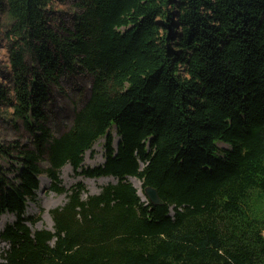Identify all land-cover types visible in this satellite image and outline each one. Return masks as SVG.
I'll return each instance as SVG.
<instances>
[{
	"label": "trees",
	"instance_id": "16d2710c",
	"mask_svg": "<svg viewBox=\"0 0 264 264\" xmlns=\"http://www.w3.org/2000/svg\"><path fill=\"white\" fill-rule=\"evenodd\" d=\"M53 1L0 0L11 24L0 105L31 137L0 143L14 172L0 165V221L16 218L0 232L4 264H264V0H76L71 29L53 25ZM81 74L89 100L55 137L52 91ZM101 139L105 163L85 168ZM68 165L116 183L66 189ZM43 175L67 196L53 231L28 215Z\"/></svg>",
	"mask_w": 264,
	"mask_h": 264
},
{
	"label": "rangeland",
	"instance_id": "374dc122",
	"mask_svg": "<svg viewBox=\"0 0 264 264\" xmlns=\"http://www.w3.org/2000/svg\"><path fill=\"white\" fill-rule=\"evenodd\" d=\"M76 2V0L53 1V5L51 6V18L54 26L62 25L69 29L73 27L74 16L77 13ZM10 32V21L7 15L0 11V84L3 85L7 84V81H9L6 80V78H8V74L10 73ZM27 62L30 64V59H28ZM91 86L92 78L90 75L81 74L66 76L62 80L60 87L53 89L51 94L52 100L47 111L49 117L47 126L52 130L55 137H59L71 129L76 113L82 109L89 100ZM12 113L13 111L9 107L0 105V143L9 147L15 145L24 147L29 144L31 137L26 131L23 122L17 120ZM104 144L105 140L101 139L95 144L93 152H87L84 161L85 168H94L105 163ZM219 146L220 148H228L223 144ZM0 165L6 168V173L10 178L14 177L13 167L10 161H1ZM41 167L46 170L49 168V164L43 161ZM60 178L63 187L66 189H71L74 185L82 182L90 195H97L104 186L110 183H116L112 178L94 180L84 179L78 176L70 165L63 168ZM130 180L133 181L132 179ZM135 180L140 183L142 187V182L137 179ZM41 185H44V187H41L38 193L37 205L31 202L29 203L28 215L40 219L33 229H47L53 231L54 222L51 217V211L63 207L67 202V196L50 192L51 181L47 175L41 176L40 186ZM84 197H86V195ZM15 221L16 218L13 215H4L0 221V232L4 230L7 224L14 223ZM7 249L8 245L0 241V264H4L2 255Z\"/></svg>",
	"mask_w": 264,
	"mask_h": 264
},
{
	"label": "water",
	"instance_id": "95a60500",
	"mask_svg": "<svg viewBox=\"0 0 264 264\" xmlns=\"http://www.w3.org/2000/svg\"><path fill=\"white\" fill-rule=\"evenodd\" d=\"M132 183V182H131ZM133 184V183H132ZM134 186V184H133ZM135 187V186H134ZM136 188V187H135ZM140 195V194H139ZM145 195L148 198V200L150 201V203L155 206H163V201L161 200L159 193L156 189L152 188V187H147L145 189ZM141 196V195H140Z\"/></svg>",
	"mask_w": 264,
	"mask_h": 264
},
{
	"label": "bare ground",
	"instance_id": "6f19581e",
	"mask_svg": "<svg viewBox=\"0 0 264 264\" xmlns=\"http://www.w3.org/2000/svg\"><path fill=\"white\" fill-rule=\"evenodd\" d=\"M133 181V183L137 186V188L139 189V192H140V194L142 195V187L140 186L141 184L140 183H138V182H136V180L135 179H132ZM134 185V186H135ZM135 186V187H136ZM41 187H44V185H41ZM1 229V228H0Z\"/></svg>",
	"mask_w": 264,
	"mask_h": 264
}]
</instances>
